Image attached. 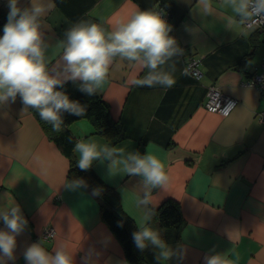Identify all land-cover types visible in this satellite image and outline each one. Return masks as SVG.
<instances>
[{"label": "crops", "instance_id": "1", "mask_svg": "<svg viewBox=\"0 0 264 264\" xmlns=\"http://www.w3.org/2000/svg\"><path fill=\"white\" fill-rule=\"evenodd\" d=\"M160 2L168 8L170 35L184 50L174 86H131L130 81L146 75L147 69L117 58L96 95L122 135L113 128L107 135L95 133L85 117L67 128L76 142L151 152L162 160L170 184L153 190L149 207L175 200L183 220L177 229H164L169 246L183 248V259L174 256L162 264H204V257L215 253L224 254L232 264H264V121L258 120L264 111V88L248 80L262 69L260 28L236 22L229 29L223 17L231 10L222 0H212V16L198 13L197 0H54L55 7L41 21L46 56L52 63L59 59L64 33L75 23L93 22L111 30L116 21L137 10L153 11ZM20 4L28 6L29 0ZM0 12L7 15V0H0ZM246 55L248 60L242 63ZM197 58L201 73L195 80L183 74L182 67L187 59ZM211 84L237 100L225 116L203 107ZM71 87L75 85L68 82L63 88L69 97H89ZM56 134L31 109H23L19 97L0 107V208L16 203L28 221L16 237L15 264H26L23 251L37 241L49 252L66 244L75 264H84L82 257L90 250L89 264H128L121 244L101 218L99 199L90 185L74 192L65 189L66 179L80 177L69 174V158ZM72 156L78 160L74 148ZM90 169L117 192L121 208L136 225L143 211L135 203L142 191L141 178L109 177L107 162H94ZM49 229L53 234L45 237ZM148 249L155 256L156 250Z\"/></svg>", "mask_w": 264, "mask_h": 264}, {"label": "clouds", "instance_id": "2", "mask_svg": "<svg viewBox=\"0 0 264 264\" xmlns=\"http://www.w3.org/2000/svg\"><path fill=\"white\" fill-rule=\"evenodd\" d=\"M222 3L231 10V15L223 17L229 29L236 22L250 28L264 24V0ZM197 5L201 16L214 15L212 0H197ZM7 7V20L0 35V107L15 103L19 97L23 109L35 110L56 133L64 129V113L82 117L86 111V106L69 98L64 85L71 82L88 96L100 93L117 58L147 69L146 75L130 81L131 86L168 89L176 82L174 73L184 50L170 35L172 25L163 12L137 10L126 20L116 21L111 30L93 22L75 23L64 33L59 59L52 63L46 56L48 44L41 21L55 7L54 0H29L28 6H21L20 0H7ZM183 74H187L186 69ZM74 151L79 153L76 163L81 171L89 170L94 162H107L109 177L126 174L141 178L142 191L135 203L143 211L137 230L132 233L134 246L141 252L151 246L160 264L174 256L182 260L183 248H171L152 227L155 211L149 206L153 203V190L170 184L162 160L151 152L141 154L94 142L77 141ZM64 187L74 192L87 188V182L83 178L66 179ZM101 192L102 189L94 188L92 195L99 196ZM0 220L4 225L0 229V264H15L16 237L24 232L28 221L16 203L0 208ZM90 257L91 250L82 257L84 264H89ZM23 258L26 264H75L74 254L64 243L49 252L39 241L33 242L24 249ZM204 264L232 262L224 254L215 253L206 255Z\"/></svg>", "mask_w": 264, "mask_h": 264}, {"label": "trees", "instance_id": "3", "mask_svg": "<svg viewBox=\"0 0 264 264\" xmlns=\"http://www.w3.org/2000/svg\"><path fill=\"white\" fill-rule=\"evenodd\" d=\"M164 8L167 9V6L164 3H158L157 7L154 8ZM153 10V11H154ZM169 13V12H168ZM7 15L0 12V35L3 34V26L6 23ZM264 32V31H263ZM264 58V57H263ZM262 58V59H263ZM248 57L243 58V62H247ZM186 62H184L185 64ZM184 64L183 67L184 68ZM256 68V67H255ZM259 69V68H257ZM245 70V69H244ZM246 71V70H245ZM259 75L263 74V70L260 69L258 71ZM254 73L253 75H256ZM249 81L252 79L249 77ZM253 82V81H252ZM256 87H260L262 90L264 86L263 82H258L257 84L253 82ZM70 90H73L78 93V88L71 87ZM263 91V90H262ZM93 97L92 100H90ZM70 99L79 101L82 105L86 106V111L84 116L91 121L94 126V132L102 135H107L109 130L113 128L117 134L122 135L121 127L114 122L109 115L108 107L106 104L99 99V97L94 94L86 98H77V97H69ZM90 100V101H89ZM204 107V105H203ZM204 109L208 111L205 107ZM34 115L40 120L39 114L31 109ZM210 112V111H208ZM215 113V112H214ZM81 118L80 116L70 115L68 113L63 114L64 125L63 131L59 132L55 136V140L58 143L62 152L69 158L70 166H69V174L76 175L80 178H83L92 188H100L102 189L101 194L98 196L100 203V214L102 220L108 225L111 232L117 238L119 243L122 246L125 259L128 264H160L155 260V256L152 252L147 248L143 252L139 251L133 243L132 233L137 230V226L134 224L132 218L127 215L124 210L121 208L118 194L112 188L108 187L104 183L100 181V179L92 172L91 169L87 171H81L77 166V161L72 156V151L74 148V144L76 143V138L67 128V125ZM155 216L152 220V227L158 230L161 234V237L166 241L167 237L164 234V229L167 228H179L182 225V215L180 212V207L178 202L172 199H166L158 208L154 209Z\"/></svg>", "mask_w": 264, "mask_h": 264}, {"label": "built area", "instance_id": "4", "mask_svg": "<svg viewBox=\"0 0 264 264\" xmlns=\"http://www.w3.org/2000/svg\"><path fill=\"white\" fill-rule=\"evenodd\" d=\"M154 11H158V12H163V15H164V18L167 20V22L169 23V20H168V17H169V13L167 11V9H164V8H157L155 9ZM254 26V25H253ZM257 28L261 27L262 29L264 28V24H260L258 26H256ZM264 33V32H263ZM264 36V34H263ZM197 60H193V59H187L184 64V70L186 69L187 70V73L194 76L195 79H198L199 76H200V72L198 69H195L198 67V64L195 65V68L192 66V62H196ZM264 62V60H263ZM263 74L260 75V78H263L264 76V67H263ZM261 82V80H259ZM258 81V82H259ZM251 84H253V82L251 81ZM223 94V93H222ZM225 97L221 96L220 94H218L217 92H207V96H206V100L204 102V107L210 111V112H219L221 114H225L227 115L231 110L230 109H233V107L235 106L236 104V101L223 94ZM226 97L228 98H231L232 100L235 101V104L233 105L231 100L230 99H227ZM230 110V111H229ZM229 111V112H228ZM228 112V113H227ZM216 113V112H215ZM220 114V115H221ZM223 115V116H225ZM258 120L260 121H264V111L260 112L258 114ZM53 234V231L52 229L50 230H47L45 232V237H48V236H51Z\"/></svg>", "mask_w": 264, "mask_h": 264}, {"label": "rangeland", "instance_id": "5", "mask_svg": "<svg viewBox=\"0 0 264 264\" xmlns=\"http://www.w3.org/2000/svg\"><path fill=\"white\" fill-rule=\"evenodd\" d=\"M255 27L256 26H258V25H254ZM247 27V26H246ZM257 28V27H256ZM261 30H260V32H263L264 31V28L262 29L261 27H259ZM258 30V29H257ZM264 34V33H263ZM193 60H196V59H193ZM263 60H264V58L261 60V63H260V66H261V68L263 69V67H264V62H263ZM199 62H200V60L197 58V61L196 62H192L191 64H192V66L195 68V65H197L198 64V67L197 68H195V69H198L199 70V72H200V67H199ZM201 73V72H200ZM188 74V73H187ZM188 75H190V74H188ZM191 77H193L194 78V76H192V75H190ZM251 79H252V81L253 82H255L256 84L258 83V81L259 80H261V82H263V84H264V76H263V78H260V75H259V73H257L256 75H252L251 77H250ZM195 79V78H194ZM195 80H197V79H195ZM260 82V81H259ZM263 88L264 87H262V90H263ZM207 92H217L218 94H220L221 96H223V97H225L223 94H222V91H221V89L217 86V85H215V84H211V85H209L208 87H207ZM206 96H207V94H206ZM227 96H229V95H227ZM229 97H231V96H229ZM227 99H230L231 100V102H232V104L234 105L235 104V101L237 102V100L235 99V98H233V97H231V98H233L234 100H232L231 98H228V97H226ZM231 110V109H230ZM229 110V111H230ZM228 111V112H229ZM216 113H218V114H221V113H219V112H217V111H215ZM227 112V113H228ZM222 116L223 115H225V114H221Z\"/></svg>", "mask_w": 264, "mask_h": 264}]
</instances>
